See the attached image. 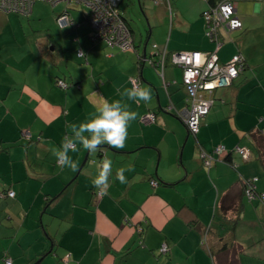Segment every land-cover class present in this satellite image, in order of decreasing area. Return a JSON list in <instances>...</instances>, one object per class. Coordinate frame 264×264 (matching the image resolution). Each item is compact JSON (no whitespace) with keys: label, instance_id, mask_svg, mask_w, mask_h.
Here are the masks:
<instances>
[{"label":"crops","instance_id":"crops-1","mask_svg":"<svg viewBox=\"0 0 264 264\" xmlns=\"http://www.w3.org/2000/svg\"><path fill=\"white\" fill-rule=\"evenodd\" d=\"M251 1L259 13L240 15L237 4L243 27L220 30L217 51L204 35L207 0H138L139 9L128 0L145 32L134 36L129 25L131 51L93 41L91 12L81 3L68 6L70 25L60 32L55 22L66 4L37 1L25 14L0 12V258L12 264H264V199L248 200L242 185L252 180L264 194V0ZM41 21L64 34V42L28 39L31 24ZM152 46L215 53L223 64L236 55L245 61L232 85L214 92L196 137L179 116L188 108L182 70L167 60L163 86L149 63ZM57 80L69 87L58 88ZM132 81L151 89L150 104L122 96ZM104 100H120L138 113L125 147L81 149L70 153L76 171L61 168L53 149ZM146 113L155 114L154 124L139 122ZM219 144L228 152L207 168L199 148L211 152ZM104 159L113 161V175L102 192L92 181ZM121 167L130 168L123 184L114 179ZM7 191L14 198L1 195Z\"/></svg>","mask_w":264,"mask_h":264},{"label":"built area","instance_id":"built-area-1","mask_svg":"<svg viewBox=\"0 0 264 264\" xmlns=\"http://www.w3.org/2000/svg\"><path fill=\"white\" fill-rule=\"evenodd\" d=\"M45 2L50 5H56L60 2L81 3L90 10L88 17L91 25V37L93 41H102L106 47H117L121 51L133 50V39L129 28L125 25L117 12V4L119 0H0V11L17 12L25 14L31 10L32 5L37 2ZM155 4H159L161 0H153ZM241 0H222L214 6L208 8L202 13L205 23V36L216 44L217 51L220 48L219 31L233 32L242 29L241 20L237 17L236 7ZM56 24L60 29H64L70 25V19L66 15H60ZM154 49L155 58L150 59L149 63L155 66L158 76L164 85L163 70L167 60L174 66L182 70V85L186 92L185 102L188 108L179 116L185 125L189 134L195 137L199 131L201 120L208 114L211 105L212 91L217 88L229 87L238 77L242 65L243 58L240 55L234 56L229 62L221 63L215 53H205L199 51H179L168 53L165 49ZM78 57H83V53L79 51ZM133 87L137 85L136 81H132ZM56 86L60 89L68 88L63 80H57ZM139 122L144 125L154 124L156 116L154 113L143 114L139 118ZM29 137L28 132H24ZM234 152L238 153L243 159L248 158V152L241 148H235ZM224 145L215 146L211 152H205L199 148V157L203 165L209 168L215 161L219 160V156L227 153ZM102 163H100L101 166ZM151 186H156L157 182L151 181ZM252 185L250 182L247 186ZM254 187L245 189L244 196L248 200L264 199V194L259 195L253 192ZM98 196L102 193L98 192ZM9 197H13L14 193L9 192ZM166 246L163 245L159 249L161 253H166ZM5 264H11L10 260H6Z\"/></svg>","mask_w":264,"mask_h":264},{"label":"clouds","instance_id":"clouds-1","mask_svg":"<svg viewBox=\"0 0 264 264\" xmlns=\"http://www.w3.org/2000/svg\"><path fill=\"white\" fill-rule=\"evenodd\" d=\"M122 96L136 103L150 104L152 102V91L150 88L137 84L131 88H125ZM138 113L131 110L120 100H104L95 109L93 118L86 122L73 124L71 134L66 137L61 144L53 149V155L61 168L76 171L78 162L73 159L70 153L85 149L88 152H95L98 148L109 145L115 149L125 147L128 138L129 128L132 122L136 121ZM121 167L115 172V180L121 184L127 182L125 171ZM113 175V161L104 159L98 174L92 183L95 187L105 191L109 186L110 177Z\"/></svg>","mask_w":264,"mask_h":264},{"label":"rangeland","instance_id":"rangeland-1","mask_svg":"<svg viewBox=\"0 0 264 264\" xmlns=\"http://www.w3.org/2000/svg\"><path fill=\"white\" fill-rule=\"evenodd\" d=\"M58 4H61V3H58ZM128 4H129L128 0H124L123 3L121 4L120 9H121L122 15L124 16V18L128 19V22L130 23L131 28L133 30L134 36L139 37V35H141V34L144 35L145 32L143 31V29L139 28V26L137 27V25H136V24H138V22L136 21L137 15H135L137 13L131 9H129V11H128L127 10ZM153 4H154V1H153ZM136 5L139 9L138 0H136ZM49 7H51V5ZM49 7H47V8H49ZM75 7H77L78 9L80 8L79 6H75ZM238 11H239L240 15H246V16H249V15L254 14V13H259L258 10H255L253 8L251 0L240 1L238 3ZM260 13H261V16H263L264 7ZM57 18H56V20H57ZM24 19H26V18H24ZM28 22H34V21H31V19H28ZM263 22H264V20H263ZM55 25H56V22H55ZM55 28L57 30H59V32H60V28L58 26ZM56 29H54V27L51 26V23L49 21H41V22H37L35 24H31V26L29 27L28 39L34 38L35 36L39 37V38L46 37L47 39H50L51 41H53V42H51L52 45L59 46L60 44H62L64 42V40H63L64 34L62 35L59 33V35H58V31ZM61 30H63V29H61ZM19 251L23 252V250L21 248ZM3 261H4L3 258H0V264H3ZM47 264H51V263H47Z\"/></svg>","mask_w":264,"mask_h":264},{"label":"trees","instance_id":"trees-1","mask_svg":"<svg viewBox=\"0 0 264 264\" xmlns=\"http://www.w3.org/2000/svg\"><path fill=\"white\" fill-rule=\"evenodd\" d=\"M208 2H209V8L210 7H212V6H214L215 4H217L218 2H220V1H222V0H207ZM39 2V1H38ZM121 2H122V0H119L118 1V4H117V12L119 13V15H120V17H121V19L123 20V22L125 23V25L129 28V30H130V34H131V36H132V31H131V29H130V27H129V25H130V23L128 22V19H126V18H124V16L122 15V12H121ZM45 3V2H44ZM61 4H66V6H67V8H66V12H63L62 13V15H66V16H68L67 14H68V11H69V7L68 6H70V4H71V2L70 3H66V2H60ZM157 5V4H156ZM32 7H33V5H32ZM0 12H4V13H7V11H0ZM9 13H15V14H20V13H17V12H9ZM131 26V25H130ZM205 35V34H204ZM206 37V36H205ZM207 38V37H206ZM208 39V38H207ZM209 40V39H208ZM210 41V40H209ZM210 42H212V41H210ZM153 66V65H152ZM154 68H155V66H153ZM245 68H246V64H245V61H244V63H243V65H242V69H241V71H240V73L241 72H243L244 70H245ZM155 70H156V68H155ZM157 71V70H156ZM158 72V71H157ZM239 73V74H240ZM239 76V75H238ZM237 79V78H236ZM235 79V80H236ZM234 82V81H233ZM67 84V83H66ZM68 85V87H69V84H67ZM232 85V84H231ZM230 85V86H231ZM224 88H227V87H223V88H217V89H215L214 91H212V95H211V100H213V94H214V92L216 91V90H218V89H224ZM67 89V88H66ZM66 89H64V90H66ZM63 90V89H62ZM214 103H213V101H212V105H213ZM211 105V106H212ZM196 137V136H195ZM222 145V144H221ZM238 154V153H237ZM239 155V154H238ZM240 156V155H239ZM241 157V156H240ZM253 181H256L255 179H253ZM248 182H250V183H252V180H244L243 182H242V185H243V194L245 193V189L246 188H248V187H253V185H250V186H247V183ZM10 192H12V191H10ZM253 192L255 193V194H257V192L255 191V189H253ZM8 191L4 194V193H1V195L2 196H5V197H8V198H14V196L13 197H9L8 196ZM14 193V192H13ZM15 195V194H14ZM259 195H263V194H259ZM3 262L5 263V261L6 260H10V259H5V258H3ZM11 261V260H10ZM11 264H12V262H11Z\"/></svg>","mask_w":264,"mask_h":264},{"label":"water","instance_id":"water-1","mask_svg":"<svg viewBox=\"0 0 264 264\" xmlns=\"http://www.w3.org/2000/svg\"><path fill=\"white\" fill-rule=\"evenodd\" d=\"M143 57H144V59L146 60L147 55L145 54V50H144V53H143ZM85 161H86V160H84V163H86ZM84 163H83V164H84Z\"/></svg>","mask_w":264,"mask_h":264}]
</instances>
